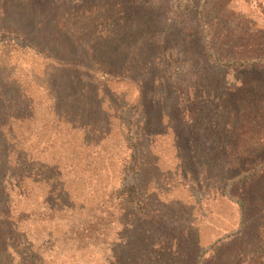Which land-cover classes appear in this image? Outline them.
Masks as SVG:
<instances>
[{"label":"rangeland","instance_id":"374dc122","mask_svg":"<svg viewBox=\"0 0 264 264\" xmlns=\"http://www.w3.org/2000/svg\"><path fill=\"white\" fill-rule=\"evenodd\" d=\"M263 225L264 0H0V264H264Z\"/></svg>","mask_w":264,"mask_h":264},{"label":"trees","instance_id":"16d2710c","mask_svg":"<svg viewBox=\"0 0 264 264\" xmlns=\"http://www.w3.org/2000/svg\"><path fill=\"white\" fill-rule=\"evenodd\" d=\"M19 43H20V42H19ZM22 44H23V42H22ZM259 236L261 237V239H262V237H264V225H263V227H262V229H261V233H260Z\"/></svg>","mask_w":264,"mask_h":264}]
</instances>
